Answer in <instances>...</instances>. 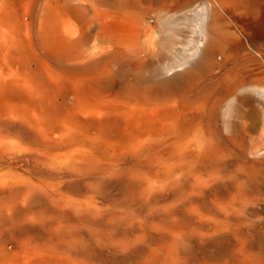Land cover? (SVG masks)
Here are the masks:
<instances>
[{"label": "rangeland", "instance_id": "374dc122", "mask_svg": "<svg viewBox=\"0 0 264 264\" xmlns=\"http://www.w3.org/2000/svg\"><path fill=\"white\" fill-rule=\"evenodd\" d=\"M158 1L0 0V264H264V0Z\"/></svg>", "mask_w": 264, "mask_h": 264}, {"label": "crops", "instance_id": "0c3cea01", "mask_svg": "<svg viewBox=\"0 0 264 264\" xmlns=\"http://www.w3.org/2000/svg\"><path fill=\"white\" fill-rule=\"evenodd\" d=\"M180 4H181V1H179V0H175V1H173V0H159L158 1V6L160 7V9H158V8H155V9H158V10H160V11H170V10H173V8L172 7H176V9L178 8V7H180ZM205 10H207L206 11V14H205V16H204V18H206V22L204 23V28L206 27V26H208L207 24H208V21H209V14L210 13H212V11H216V9H215V7L213 6V4L212 3H210V2H208L207 1V4L205 5ZM130 19V21L132 22V26L135 28L134 30H137V31H139V30H141L142 29V18H137V19H132L131 17L129 18ZM204 21V20H203ZM203 24V22L201 23V25ZM200 25V26H201ZM205 31V30H204ZM141 33V32H140ZM200 34H201V32H200ZM208 34V33H207ZM206 33L204 34L205 36L207 35ZM216 33H214V35H215ZM141 35V34H140ZM148 35H150V34H147L146 36H148ZM213 35V36H214ZM224 36L225 37H238V35L235 33V32H229V33H226V34H224ZM217 40V39H216ZM200 42H202V40L200 41ZM208 46H212L213 47V45H211V44H207ZM218 46V44L217 45H215L214 47H216V49H212L213 51H215L216 53L217 52H224V53H227V54H231V53H234L235 51H236V48H234V49H227V48H224V49H221V47H217ZM225 50V51H224Z\"/></svg>", "mask_w": 264, "mask_h": 264}, {"label": "bare ground", "instance_id": "6f19581e", "mask_svg": "<svg viewBox=\"0 0 264 264\" xmlns=\"http://www.w3.org/2000/svg\"><path fill=\"white\" fill-rule=\"evenodd\" d=\"M204 21H205V20H204ZM125 36H126V35H125ZM55 37H56V36H55ZM123 37H124V36H123ZM123 37H122V38H123ZM125 38H126V39H125ZM127 38H128V36L124 37V38H123V41H128ZM98 39H99V38H98ZM100 41H101V39H100ZM102 42H103V39H102ZM85 55H86L85 52H80V53H77V54H75V55H71L70 57H67V58L69 59V61H70V59H71L72 61L79 62V61L84 60ZM79 83L81 84L82 81H80ZM81 85H82V84H81Z\"/></svg>", "mask_w": 264, "mask_h": 264}]
</instances>
